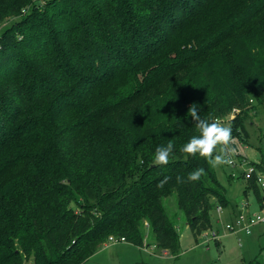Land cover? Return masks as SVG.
<instances>
[{"label": "trees", "instance_id": "obj_1", "mask_svg": "<svg viewBox=\"0 0 264 264\" xmlns=\"http://www.w3.org/2000/svg\"><path fill=\"white\" fill-rule=\"evenodd\" d=\"M19 16L0 34V264H85L110 236L143 246L145 225L177 254L174 192L195 239L210 230L230 201L179 151L198 135L187 113H235L243 138L264 105V0H0V28ZM250 190L263 204L255 174Z\"/></svg>", "mask_w": 264, "mask_h": 264}, {"label": "rangeland", "instance_id": "obj_2", "mask_svg": "<svg viewBox=\"0 0 264 264\" xmlns=\"http://www.w3.org/2000/svg\"><path fill=\"white\" fill-rule=\"evenodd\" d=\"M49 1L52 0H34L39 7ZM20 19V16L9 19L10 21L0 28V34L5 27ZM228 125L231 123L229 122ZM243 125V138L234 137L232 146L235 149L233 154L238 160L244 159L238 156V152L247 157L246 167H248L252 163L261 162L264 158V105L252 115L244 116ZM215 169L218 179L226 188L225 196L230 201V205L223 206L221 212L218 209L212 212L213 227L198 240L192 235L186 216L178 206L177 192H174L165 198L164 202L180 235L181 249L177 254L157 247L152 226L145 225L143 246L128 241L108 240V244L97 250L85 264H242L250 263L255 258L264 260V223L254 224L250 234L243 231L238 235L232 234L226 228V225L236 218L231 216V212L237 215L242 210L252 213L261 212L263 204L258 201L252 190L249 193L244 191L247 181L241 176L243 173L241 169L233 168L231 165H220ZM232 172L237 176L232 177ZM213 231L231 234L220 237L221 244H219L217 239L212 238ZM239 238H242V245L239 243ZM207 239L209 242L206 241ZM25 264H32V261H26Z\"/></svg>", "mask_w": 264, "mask_h": 264}, {"label": "clouds", "instance_id": "obj_3", "mask_svg": "<svg viewBox=\"0 0 264 264\" xmlns=\"http://www.w3.org/2000/svg\"><path fill=\"white\" fill-rule=\"evenodd\" d=\"M188 116L195 121V126L198 135H194L185 143L179 151L187 156H199L207 161V163L215 168L220 165H230L232 161L229 159L230 154L235 152L232 147L233 136L230 125L221 123L220 120L209 121L202 119L198 113L197 105L193 104L188 109ZM174 144L169 141L167 146H159L155 150L154 165L165 166L170 163V158L173 153ZM204 168H198L190 172L187 176L188 182H196L205 175ZM170 177H165L158 185V188L168 182ZM177 182H183L181 176L176 177Z\"/></svg>", "mask_w": 264, "mask_h": 264}, {"label": "built area", "instance_id": "obj_4", "mask_svg": "<svg viewBox=\"0 0 264 264\" xmlns=\"http://www.w3.org/2000/svg\"><path fill=\"white\" fill-rule=\"evenodd\" d=\"M235 117V113H233L230 116L227 117H217L214 120H220L221 123H224L228 125V123ZM229 159L232 161L230 164L233 168H238L243 171L242 175L244 176L245 180L247 181L255 174V181L257 184L264 190V170L263 169H256L257 167L252 163L248 167V160L246 158L242 159L241 161L238 160L237 156L235 157L234 154H230ZM233 177H236L237 174L235 172L231 173ZM218 211L222 210V207L219 206ZM221 221V219H220ZM256 223H264V206L262 208L261 212H247L245 210H242L238 213L236 218L232 223H228L226 225V228L232 233V234H239L240 232H245L246 234H250L252 232V226ZM209 231V230H207ZM206 232V231H205ZM204 232V233H205ZM202 233V235L204 234ZM201 235V236H202ZM212 238L219 240L220 233L216 231L212 232ZM121 240H125L124 238H121ZM109 241H117V239L113 236L109 237ZM209 242V239L206 240ZM239 243L242 245V238H239Z\"/></svg>", "mask_w": 264, "mask_h": 264}, {"label": "crops", "instance_id": "obj_5", "mask_svg": "<svg viewBox=\"0 0 264 264\" xmlns=\"http://www.w3.org/2000/svg\"><path fill=\"white\" fill-rule=\"evenodd\" d=\"M263 206H264V202H263ZM221 211H222V210H221ZM221 211H219V212H221ZM236 215H237V214H233V213L231 212V216H232V217H236ZM219 231H220V230H219ZM229 234H231V233H227V232H225L224 234L221 233V234H220V237L223 238V237H226V236L229 235ZM221 238H219V240H217L219 244H221V242H220V239H221Z\"/></svg>", "mask_w": 264, "mask_h": 264}]
</instances>
